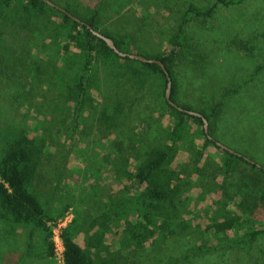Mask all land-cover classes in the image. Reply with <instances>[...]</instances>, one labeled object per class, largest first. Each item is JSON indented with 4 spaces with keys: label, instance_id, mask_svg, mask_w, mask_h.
Returning a JSON list of instances; mask_svg holds the SVG:
<instances>
[{
    "label": "rangeland",
    "instance_id": "obj_1",
    "mask_svg": "<svg viewBox=\"0 0 264 264\" xmlns=\"http://www.w3.org/2000/svg\"><path fill=\"white\" fill-rule=\"evenodd\" d=\"M50 1L68 7L79 18L87 19L93 7L96 8L98 31L115 37L130 36L133 39V52L150 56L166 50L188 6L206 9L216 2ZM35 23L32 21L29 29L23 30L17 24L11 26L10 22L0 17V130L32 123L29 128L31 126L33 131V122H37L55 134L50 154L43 158L45 177L35 179L34 186L50 211L57 204L70 202L66 210L71 209L72 221L79 213L82 216L80 228L85 229L99 215L106 201L104 189L113 194V200L126 194L121 193L125 182H115L112 186L114 172L111 170L119 157V150L126 149L129 144L139 147L140 142L145 147L167 143L170 121L163 114L161 91L152 79L141 89L118 83L116 89V80L105 81V70L97 65L91 70L101 91L93 93L97 103L101 107L122 99L129 108H124L118 124L115 121L108 131L98 123V104L95 110L85 109L70 138L71 125L75 124H72L71 108L58 98L61 90L58 88L57 69L61 63L59 58L42 50L43 43L36 39ZM183 28L188 52L178 58L173 66L176 103L194 111L218 104L211 137L264 168V0H243L227 6L216 4L205 18L188 15ZM36 63L40 65L41 73L34 80L33 72L29 69L34 65L35 70ZM111 70L116 72V64ZM68 72L72 79L76 67ZM34 133L44 134L41 128ZM46 138L49 140L47 134ZM195 144L200 148L202 140L196 139ZM185 153L181 151L178 154L173 168L183 165L189 171L190 164H186ZM220 153L221 150L207 147L199 164L204 170L202 186L195 189L193 196L201 194L203 188L210 185H220L231 195L252 192V195L259 196L260 192L254 191L252 180L244 177L249 172L248 168L240 165L228 176L219 173L217 155ZM203 198L184 217L191 220L193 228L204 229L207 226L204 209L211 200L217 199L215 193ZM262 223L264 218L258 214L254 224ZM29 231V228L23 227L11 230L0 221V264H57L54 257L38 258V253L45 252L40 230H32L30 246L27 247ZM117 239L113 235L107 237L106 249L101 253L103 257L119 251ZM77 242L82 244V238H78ZM197 244L198 239L188 230L163 241H147L140 248L123 249L114 264H264V236L256 239L248 249L223 246L203 254H194L192 252ZM185 254L189 255L187 259L183 258Z\"/></svg>",
    "mask_w": 264,
    "mask_h": 264
},
{
    "label": "trees",
    "instance_id": "obj_2",
    "mask_svg": "<svg viewBox=\"0 0 264 264\" xmlns=\"http://www.w3.org/2000/svg\"><path fill=\"white\" fill-rule=\"evenodd\" d=\"M242 1L216 0L214 5L206 9L188 6L166 50L159 55L150 56L138 51L133 52V39L130 36L115 37L98 31V11L94 7L87 19L77 17L75 12L66 6L62 7L68 14L83 22L81 24L67 13L40 0H0L2 19L10 22L11 26L17 24L23 30L29 29L32 21L36 22V39L43 43L42 50L59 58L61 66L57 69V76L58 88L61 91L58 98L71 108L72 124L75 123L71 125L70 138L78 126L82 111L87 108L89 111L95 110L97 107L93 93L101 91L94 74L91 73L93 66L97 65L105 70V81L112 78L116 80V89L117 83L141 89L152 79L161 91L163 114L167 115L170 121L167 143L145 147L140 142L139 147L129 144L126 149L119 150V157L111 170L114 172L112 186L115 182H125L121 193L126 194L113 200V194L110 195L104 189L106 201L100 208L99 215L85 229L80 228L82 216L76 214L72 223L62 231L63 264H114L123 249L140 248L147 241H163L169 236L188 230L198 239V244L192 252L194 254H203L223 246L248 249L256 239L264 236V223L254 224L258 214L264 218V168L257 167L249 159L250 162L245 160L243 155L237 156L216 145L217 141L211 137L210 132L218 104L196 111L207 122L208 132L205 134L201 118L189 115L167 102L164 96L166 76L158 64L142 63L118 56L87 28L89 26L111 39L115 47L123 53H135L148 59L159 60L171 79L170 100L182 109L194 111L177 104L175 100L173 66L178 58L188 52L183 23L188 15L199 19L209 16L216 4L236 5ZM115 64L116 72H113L111 67ZM33 66L29 71L33 72V79L37 80L41 73L40 65L36 63L35 70ZM74 67L76 72L71 79L68 71ZM98 107V123L108 131L115 125V121L116 125L118 124L124 108H129V105H126L124 100L117 99L116 102L101 107L98 104ZM33 124V131L31 126L29 128L26 124L8 126L0 130V221L11 230L29 228L27 247L30 246L32 230H40L45 246V252L37 254L40 259L53 256L47 221H54L62 216L71 203L57 204L53 206V211H50L36 191L34 180L45 177L42 171L43 158L50 154L49 149L54 144L55 134L37 122ZM39 128L44 132L43 135L34 133ZM196 139L202 140L200 148L195 144ZM208 146L221 150L217 156L220 162L218 170L222 176L232 174L242 165L249 170L244 177L252 180L255 184L254 191L260 192L261 195H252V192H236L231 195L220 185H210L203 188L201 194L193 196L195 189L202 186L204 170L199 164L203 161ZM181 151L186 152V164H190L189 171H186L183 165L172 167ZM209 193H215L217 199L211 200L204 209L208 224L204 229L193 228L191 220L184 217L190 214V208L195 209ZM109 235L118 237L119 251L103 257L101 253L106 249L105 240ZM78 238H82V244H78ZM188 256L185 254L183 258L187 259Z\"/></svg>",
    "mask_w": 264,
    "mask_h": 264
},
{
    "label": "water",
    "instance_id": "obj_3",
    "mask_svg": "<svg viewBox=\"0 0 264 264\" xmlns=\"http://www.w3.org/2000/svg\"><path fill=\"white\" fill-rule=\"evenodd\" d=\"M40 1H43L44 3H46L47 5H49V6L53 7V8H55V9H58V10L64 12V13H67L62 7L56 5L55 3H53V2L50 1V0H40ZM67 14H68V13H67ZM68 15H69L70 17H72L73 20L77 21L78 23H81V24L83 23V22H81L78 18H76V17H74V16H71L70 14H68ZM87 28L90 29V32H91L94 36H96V37L102 39V40L106 43V45H107V46H108V47H109V48H110L115 54H117L118 56H120V57H127V58H129V59H131V60H137V61H140V62H142V63H156V64H158V65L160 66V68L162 69V71L164 72L165 76H166V88H165L164 96H165V99L167 100V102H168L170 105L177 107L179 110L184 111V112H186V113L189 114V115H192V116H196V117L201 118L202 123H203V131H204L205 134H207V132H208L207 122H206V120L202 117L201 114L197 113L196 111H188V110H186V109H182L181 107L176 106L175 103H173V102L170 100L171 79H170V77H169V75H168V72H167L166 69H165V66H164L159 60H156V59H148V58H146V57H143V56L138 55V54H135V53H131V54L123 53V52L119 51V50L115 47V45H114V43L111 41V39H109L108 37L103 36L101 33H99L98 31L93 30V29L90 28L89 26H87ZM207 138L210 139V136L207 135ZM216 145L219 146V147H220L221 149H223V150H227V151H229L230 153H233V154H235V155H237V156H240L239 153H236V152H234V151H232V150L226 148L225 146L221 145V144L218 143V142H216ZM244 159L247 160V161H249L246 157H244ZM249 162H250V161H249ZM257 167H259V166L257 165Z\"/></svg>",
    "mask_w": 264,
    "mask_h": 264
},
{
    "label": "built area",
    "instance_id": "obj_4",
    "mask_svg": "<svg viewBox=\"0 0 264 264\" xmlns=\"http://www.w3.org/2000/svg\"><path fill=\"white\" fill-rule=\"evenodd\" d=\"M73 219L71 209L66 210L62 217L54 220L47 221L46 226L50 231L49 240L53 246V256L57 264H63V241L62 231L71 223Z\"/></svg>",
    "mask_w": 264,
    "mask_h": 264
}]
</instances>
